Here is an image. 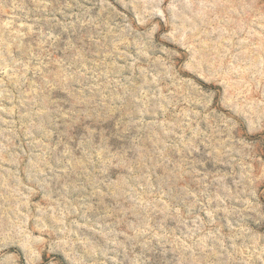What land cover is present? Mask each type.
Segmentation results:
<instances>
[{
  "label": "rangeland",
  "instance_id": "1",
  "mask_svg": "<svg viewBox=\"0 0 264 264\" xmlns=\"http://www.w3.org/2000/svg\"><path fill=\"white\" fill-rule=\"evenodd\" d=\"M0 264H264V0H0Z\"/></svg>",
  "mask_w": 264,
  "mask_h": 264
}]
</instances>
